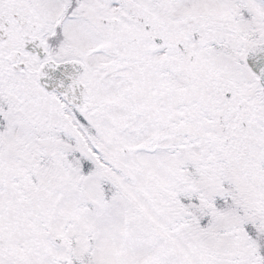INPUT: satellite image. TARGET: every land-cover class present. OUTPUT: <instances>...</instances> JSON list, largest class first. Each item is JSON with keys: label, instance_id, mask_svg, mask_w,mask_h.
<instances>
[{"label": "snow or ice", "instance_id": "obj_1", "mask_svg": "<svg viewBox=\"0 0 264 264\" xmlns=\"http://www.w3.org/2000/svg\"><path fill=\"white\" fill-rule=\"evenodd\" d=\"M0 264H264V0H0Z\"/></svg>", "mask_w": 264, "mask_h": 264}]
</instances>
